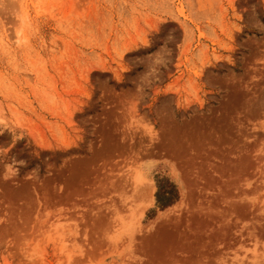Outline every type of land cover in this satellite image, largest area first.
<instances>
[{"label": "rangeland", "instance_id": "1", "mask_svg": "<svg viewBox=\"0 0 264 264\" xmlns=\"http://www.w3.org/2000/svg\"><path fill=\"white\" fill-rule=\"evenodd\" d=\"M0 264H264V0H0Z\"/></svg>", "mask_w": 264, "mask_h": 264}, {"label": "trees", "instance_id": "2", "mask_svg": "<svg viewBox=\"0 0 264 264\" xmlns=\"http://www.w3.org/2000/svg\"><path fill=\"white\" fill-rule=\"evenodd\" d=\"M177 199V192L171 183L161 180L157 185L156 203L159 208L164 209Z\"/></svg>", "mask_w": 264, "mask_h": 264}, {"label": "bare ground", "instance_id": "3", "mask_svg": "<svg viewBox=\"0 0 264 264\" xmlns=\"http://www.w3.org/2000/svg\"><path fill=\"white\" fill-rule=\"evenodd\" d=\"M149 191H150V190H149ZM149 191H148V192H149ZM144 205H145V204H144Z\"/></svg>", "mask_w": 264, "mask_h": 264}]
</instances>
